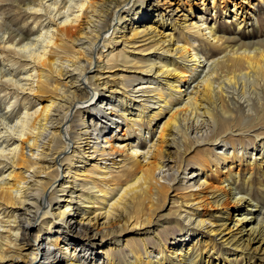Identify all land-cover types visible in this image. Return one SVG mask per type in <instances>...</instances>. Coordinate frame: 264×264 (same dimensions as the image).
<instances>
[{
	"label": "bare ground",
	"instance_id": "1",
	"mask_svg": "<svg viewBox=\"0 0 264 264\" xmlns=\"http://www.w3.org/2000/svg\"><path fill=\"white\" fill-rule=\"evenodd\" d=\"M180 2L24 0L26 35L0 11V264H117L127 230V264H264V36L240 34L257 3L212 1L227 35Z\"/></svg>",
	"mask_w": 264,
	"mask_h": 264
},
{
	"label": "rangeland",
	"instance_id": "2",
	"mask_svg": "<svg viewBox=\"0 0 264 264\" xmlns=\"http://www.w3.org/2000/svg\"><path fill=\"white\" fill-rule=\"evenodd\" d=\"M212 1L213 0H181V10L182 11H180V12H178L177 13V15H173V16H181V15H184V14H189V17H191V14H190V11H189V8H190V6L188 5V3H196V5L197 6H201V8L204 6V5H207V11H206V13H205V16L207 17V19L209 20V21H211V23H214V24H216V25H221V31H220V33H222V34H227V35H231L233 32H234V29L237 27L231 20H232V18H226L225 16V13H223L220 9H214L213 8V5H212ZM252 2L254 3H257V5L255 6V12H251L250 11V8L248 7V6H246L245 7V9H244V11H243V13H245V14H248V15H250V13H251V15L250 16H255V17H257V20H258V25H247L246 27H244V28H242V30H240L241 32H240V34L244 37H252V38H255V37H261V38H263V36H264V0H262V3L261 2H259L258 0H252ZM23 3H24V0H17V1H13V0H6V1H0V11L1 12H3V13H5V16L7 17V21L8 22H10V24H11V29L13 30V31H15V33H18L19 32V30H23V32H24V34L26 35V34H28L29 33V31L30 32H33L34 31V28L32 27V22H31V20H30V17H28V16H26V14L29 12V10H26V8L24 9V7L25 6H23ZM21 6L22 8L21 9H23L22 11L21 10H19L18 9V7L17 6ZM19 6V7H20ZM175 6V5H174ZM177 6H175V8H176ZM231 8L233 9L234 8V6L231 4ZM248 10H249V13H248ZM25 11H27V12H25ZM17 12H19V13H17ZM22 12V13H21ZM26 14H25V13ZM167 13H168V11H166ZM25 14V15H22V14ZM171 13V12H170ZM199 12H196V14H198ZM10 14V15H9ZM253 14V15H252ZM16 16V17H15ZM231 16V15H230ZM29 19H28V18ZM16 18V19H15ZM155 18H153V19H151L152 21L154 20ZM148 20H150V19H148ZM29 21V22H28ZM151 21V22H152ZM12 22V23H11ZM14 22V23H13ZM26 22H28V25H27V23ZM148 22H150V21H148ZM147 21H146V23H148ZM25 23V24H24ZM131 25V24H130ZM129 25V26H130ZM230 25H231V27H230ZM256 26V27H255ZM30 28H32V29H30ZM176 34H179L178 32L176 33ZM107 102V101H106ZM106 102H103V103H106ZM110 104H114V102L112 101V103H109L108 102V104L107 105H110ZM133 112V111H132ZM116 112H114V114H115ZM114 114H112L111 116H113V119L114 118H117L118 116L117 115H114ZM107 115V114H106ZM104 117H101V119L102 120H107L108 122L110 121L109 120V118H107L105 115H103ZM115 120V119H114ZM117 120V119H116ZM111 122V121H110ZM108 123V125H110L109 127H112L113 128V126H115V125H113V124H111V123ZM140 124H141V126L143 127V128H147L148 127V124L146 123V122H144V121H142V122H140ZM251 136H252V134H250ZM234 139V141L236 142V143H240L241 141H239V140H236L235 138H233ZM243 141H247L248 142V144H247V146L246 147H248V149H250L251 150V152H252V150L254 151V152H256V150H254L253 149V147L255 146L254 144L255 143H253L254 141H253V139H251V140H243ZM257 141V140H256ZM142 143H143V145H145L144 144V141H141ZM208 144V143H207ZM206 144V145H207ZM229 147V146H228ZM237 147L239 148L240 147V145H237ZM256 147V146H255ZM254 147V148H255ZM222 151H225L224 149L222 150ZM212 152V154H213V157L215 156V153L216 154H220L221 153V150L219 151V148H214V150H212L211 151ZM194 155V153H192V155H190V156H188V157H190V159H191V161L190 162H192V164L190 165V167L191 166H194V167H196V161L195 160H193L192 158H191V156H193ZM252 154H248V157H247V159H246V161L247 160H249V159H251V158H249V156H251ZM217 156V155H216ZM246 164V163H245ZM221 172H223V171H225V167H227L228 168V164L227 165H224V164H222V162H221ZM192 169V168H191ZM190 171V170H189ZM206 174H208V173H206ZM182 176V175H181ZM197 178H200V180H202L203 178H204V174L203 173H201L199 176H197ZM209 179V178H208ZM187 180H188V178H187ZM210 180V179H209ZM207 181V180H206ZM186 182V181H185ZM189 182H191V181H189ZM193 182V181H192ZM256 192H257V194H256V199L259 201V203L262 205V206H264V204H263V202H264V199L263 198H261V196H262V194L260 193V191H259V189L257 188L256 189ZM261 211V213L264 215V208L263 209H259V212ZM164 213H165V211H164ZM248 213H250L249 211L247 212V214ZM166 218V215H164V218H162V219H165ZM174 218H175V216H170L169 218H166L165 219V221L164 220H162V221H164L165 223H163V224H161V229L162 228H165V226L167 225L168 226V231H165V230H162V232H164V234H165V236L167 237V246H169L170 247V249H175L176 247H178V245H173L172 244V242H171V240H172V237H173V233L176 231V233L175 234H178V227H175V226H173V224H174V222H173V220H174ZM68 220H70L69 218H68ZM178 221H180V223H181V226L182 227H185L186 225H188V223H187V221H185L184 219H179L178 218ZM172 222V223H171ZM170 225V226H169ZM81 232H79V235L78 236H74V238H76V239H78L79 241H81L80 243H82L83 245H85V247H91V248H96V249H91L89 252H88V254H87V256H89L90 255V253L93 251V256H96V253L99 251L100 253H104L105 251H107L106 249H104L103 247H101L100 245H97V241L99 242V240H97L96 241V245L93 247V244L89 241V240H86L85 239V237H83L81 234H80ZM138 232H136V233H133V231L131 230H127V231H124V232H122L119 236H118V238H117V240H116V242L118 243L117 244V250H116V252L114 251V249H113V251H114V253L116 254V256H117V264H127V262L128 261H123V256H124V254L125 253H127V251L129 250V249H127L126 248V242H125V238H127V237H131L132 235H135V234H137ZM139 233H141V231L139 232ZM73 234V233H72ZM70 235L71 237L70 238H72V236L73 235ZM132 234V235H131ZM174 234V235H175ZM172 236V237H171ZM152 237V238H151ZM150 237V240H149V249H150V251L152 250V251H154V247L156 248V249H158V247H159V245H158V243H159V241L157 240V238H155L153 235ZM182 239H180V241H181ZM188 240V239H187ZM186 240V241H187ZM114 240H112V242H113ZM136 242V241H138V239H136V238H131V240H130V242ZM104 242H108V241H104ZM103 242V243H104ZM188 242V241H187ZM172 244V245H171ZM39 246H41V244L39 245ZM45 245L43 244L41 247H44ZM218 249H217V252H220V253H224L225 251H228V252H230V250L232 251V248L230 247H223V246H220V247H217ZM169 249V248H168ZM169 249V250H170ZM169 250H167L166 251V253H167V256H168V253H170V251ZM82 253V252H81ZM100 253H99V255H100ZM155 254H157L156 252H155ZM98 257V256H97ZM218 256L216 255V256H211L210 257V264H216L217 263V261H218ZM172 260H173V258H171ZM48 261L51 263L52 262V258H48ZM101 262H104V264H105V259H104V257H102V260H101ZM264 262V261H263ZM258 264V263H257Z\"/></svg>",
	"mask_w": 264,
	"mask_h": 264
}]
</instances>
